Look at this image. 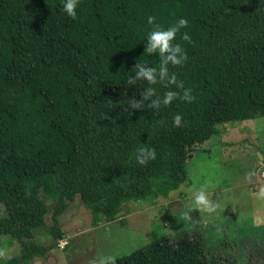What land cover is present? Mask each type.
<instances>
[{
  "label": "trees",
  "instance_id": "obj_1",
  "mask_svg": "<svg viewBox=\"0 0 264 264\" xmlns=\"http://www.w3.org/2000/svg\"><path fill=\"white\" fill-rule=\"evenodd\" d=\"M149 15L165 28L188 20L173 41L187 59L169 69L183 87L154 85L158 95L178 93L158 111L147 101L133 108L146 81L127 84L136 61L158 66L159 56L143 49ZM259 116L264 0H80L75 19L62 0H0V236L21 246L0 264L44 256L52 246L35 241V230L47 227L60 240L57 217L76 194L93 225L114 220L129 199L168 198L218 124ZM141 147L156 158L139 164ZM226 245L208 249L199 233L181 232L115 264H264V243L260 258L245 260Z\"/></svg>",
  "mask_w": 264,
  "mask_h": 264
},
{
  "label": "rangeland",
  "instance_id": "obj_2",
  "mask_svg": "<svg viewBox=\"0 0 264 264\" xmlns=\"http://www.w3.org/2000/svg\"><path fill=\"white\" fill-rule=\"evenodd\" d=\"M186 164L187 180L168 198L129 199L112 221L93 225V215L79 194L57 217L63 248L47 227L34 240L52 246L29 264H102L109 256L127 254L163 236L197 232L206 248L233 245L236 258H260L264 243V116L217 125ZM203 190L217 207L197 208L194 194ZM189 210H192L189 212ZM188 213L189 218L183 215ZM5 209L0 203V215ZM45 222L50 223L49 215ZM20 241L0 236V258L17 255Z\"/></svg>",
  "mask_w": 264,
  "mask_h": 264
},
{
  "label": "clouds",
  "instance_id": "obj_3",
  "mask_svg": "<svg viewBox=\"0 0 264 264\" xmlns=\"http://www.w3.org/2000/svg\"><path fill=\"white\" fill-rule=\"evenodd\" d=\"M79 3L80 0H62V11L66 16L75 19L77 17ZM147 23L153 27L146 35V43L143 49L148 54L155 53L159 56L158 66H151L147 61H136L132 67L133 71L130 72L132 74L128 75L127 84L135 85L139 80L146 81L148 86L144 88L143 92L139 93L141 98L136 100L133 104V108H140V105L147 101L148 107L158 111L161 106H168L178 93L168 89L161 96L157 94V88L154 87V85L164 84L167 88L170 84H176L178 88L183 87L182 82L177 80L176 74L170 72L169 69L170 65H181L187 59V55L181 44L174 43L173 41L179 30L187 26L188 20L181 16L174 24L165 28L155 23V17L149 15L147 17ZM180 38L185 41H190V36L187 32L181 33ZM182 98L186 101H191L193 99L190 95V89H184ZM181 120V115L175 113L172 117L173 126H180ZM155 158L156 152L154 149L144 147L138 149L136 159L139 164H146L149 160H154ZM194 202L197 208L207 213L214 212L217 207L211 202L203 190L196 191L194 194ZM183 215L185 218H189L187 212ZM106 260L110 262V264H115L116 257L109 256ZM102 264H104V262H102Z\"/></svg>",
  "mask_w": 264,
  "mask_h": 264
},
{
  "label": "built area",
  "instance_id": "obj_4",
  "mask_svg": "<svg viewBox=\"0 0 264 264\" xmlns=\"http://www.w3.org/2000/svg\"><path fill=\"white\" fill-rule=\"evenodd\" d=\"M57 245H58V247H59V248H63V246H64V243H63V242H61V240H59Z\"/></svg>",
  "mask_w": 264,
  "mask_h": 264
}]
</instances>
